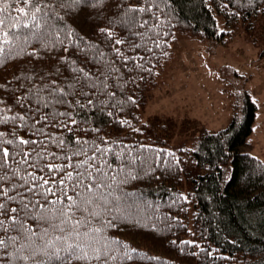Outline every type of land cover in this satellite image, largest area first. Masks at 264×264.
I'll use <instances>...</instances> for the list:
<instances>
[{"label": "trees", "instance_id": "1", "mask_svg": "<svg viewBox=\"0 0 264 264\" xmlns=\"http://www.w3.org/2000/svg\"><path fill=\"white\" fill-rule=\"evenodd\" d=\"M264 0H0V264H264V161L230 124L163 146L138 110L178 33Z\"/></svg>", "mask_w": 264, "mask_h": 264}, {"label": "rangeland", "instance_id": "2", "mask_svg": "<svg viewBox=\"0 0 264 264\" xmlns=\"http://www.w3.org/2000/svg\"><path fill=\"white\" fill-rule=\"evenodd\" d=\"M217 26L230 33L225 43L177 34L168 60L144 90L139 120L165 127L157 130L163 146L192 148L202 132L225 129L248 92L258 105L251 153L264 161V16L232 27L218 16Z\"/></svg>", "mask_w": 264, "mask_h": 264}]
</instances>
